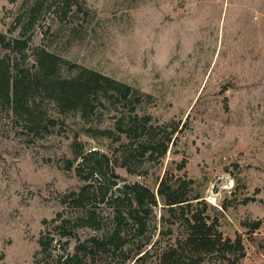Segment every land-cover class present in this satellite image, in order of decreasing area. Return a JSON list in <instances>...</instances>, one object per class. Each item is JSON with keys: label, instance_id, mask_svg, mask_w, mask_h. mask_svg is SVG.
Instances as JSON below:
<instances>
[{"label": "rangeland", "instance_id": "obj_1", "mask_svg": "<svg viewBox=\"0 0 264 264\" xmlns=\"http://www.w3.org/2000/svg\"><path fill=\"white\" fill-rule=\"evenodd\" d=\"M25 29L23 53L0 46L4 66H29L45 49L57 56L56 77L89 68L132 91L127 104L94 91L83 118L77 110L58 112L39 82L28 90L31 110L0 94L1 264H35L42 219L72 211L63 194L84 184L65 167L75 141L119 162V145L132 153L135 173L115 168L120 185L155 189L165 171L192 179L221 236L241 240L244 256L236 263L264 264V0H0V32L10 38ZM135 112L150 117L153 139L171 137L160 160L115 129V119ZM95 205L108 213L104 202ZM125 247L97 264H134L122 262ZM194 264L228 263L205 256Z\"/></svg>", "mask_w": 264, "mask_h": 264}, {"label": "trees", "instance_id": "obj_2", "mask_svg": "<svg viewBox=\"0 0 264 264\" xmlns=\"http://www.w3.org/2000/svg\"><path fill=\"white\" fill-rule=\"evenodd\" d=\"M31 23L29 17V26ZM29 39L27 29L20 36L10 38L0 32V46L11 52L23 53ZM56 60L53 52L39 49L35 63L29 66L18 68L0 62V94L15 104L25 100L31 110L28 90L39 82L58 112L77 110L82 118L89 100L86 96L94 91L102 90L107 99H118L123 104L129 102L132 88L98 71L81 68L72 77L54 76ZM149 120L148 115L140 116L135 112L127 115L126 120L123 115L115 119L114 127L129 138H139L141 149L149 152L148 159L160 160L171 137L153 139L155 127L146 125ZM83 131L97 137L90 133V128ZM176 131L177 126H174L170 134ZM121 147L115 149L123 160L119 162L118 156L110 157L98 148H85L81 141L73 143V160H79L74 165V161L68 159L65 167H74L84 184L78 190L63 194L71 212L61 210L51 218L42 219L35 264H97L126 244L124 252L120 251L124 253L122 262L131 258L136 264L154 257L157 264H194L205 256H214L220 262L237 264L236 260L244 256L241 240L221 236L217 218L205 213L208 203L199 193H193L192 179L185 175L169 178L165 171L155 189L138 181L118 184L117 166L124 167L128 173L136 172L128 164L132 153ZM96 200L109 208L106 215L96 210ZM155 207L160 208L158 216L153 212ZM259 224V221L251 223L250 229L258 228ZM84 230L88 232L81 238L80 232ZM152 230H157L156 237ZM72 240L73 246L69 249Z\"/></svg>", "mask_w": 264, "mask_h": 264}]
</instances>
